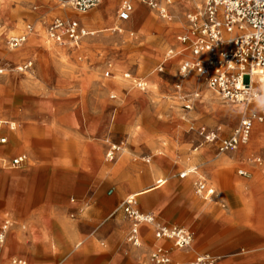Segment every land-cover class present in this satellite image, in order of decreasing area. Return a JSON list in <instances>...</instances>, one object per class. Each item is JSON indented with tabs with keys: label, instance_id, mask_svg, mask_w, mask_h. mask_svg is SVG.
I'll return each instance as SVG.
<instances>
[{
	"label": "rangeland",
	"instance_id": "1",
	"mask_svg": "<svg viewBox=\"0 0 264 264\" xmlns=\"http://www.w3.org/2000/svg\"><path fill=\"white\" fill-rule=\"evenodd\" d=\"M67 2L68 0H0V63L7 67H16L29 60L33 64L32 70L25 74L10 70L0 76V123H15L17 134L28 126L56 123V127L51 128L52 131L44 132L41 136L42 140L49 143L48 151L32 159L30 154H6L13 143L8 137L9 126L0 127V137L7 139L4 145L5 155L2 157L13 160L26 158L21 168L8 173L0 164V173L5 172L16 179L15 187L0 185V210H5L4 199L17 193V210L22 213L23 205L20 203L24 198L23 188L28 186L35 189L27 198L31 201L29 208L32 212L29 213L33 215L35 207L42 205L49 195L47 185L50 178L48 179L46 173L60 160L56 162L59 163L58 172H63L64 169L75 171V174L64 180L63 185L75 191L80 188L85 190L82 194L76 193L74 197L71 194L68 199V205L71 207L67 208V213L62 219L66 222L79 221L78 232L93 235L101 246V254L107 252L110 246L116 250L124 247L133 251L150 249L152 254L155 250L153 246L162 242L155 239V227L152 226V232L140 247L127 243L130 228L128 231L126 222L131 221L124 212L123 203L133 194H137L133 196L136 197L137 209L140 212H152L162 224L185 226L195 238L193 227L186 221L189 215L184 217L183 210L171 206L154 208L149 193L158 187L167 191L175 189L176 185L186 184L192 189V194L201 203L209 205L212 211L230 210L239 205L234 197L236 182L237 186H243L245 183L254 182V173L261 175V168L250 171L247 165L256 157L264 158V144L253 145L257 138L264 136V132L255 136V128L264 130V124L254 127L247 145L243 144L237 151L230 152V155L236 153V157L245 153L241 157L245 164L234 167H216L218 162H212L216 145L206 144L195 132L190 131L192 125L196 128L204 126L220 129L223 131L222 138L227 139L240 127L246 113L244 105L225 102L210 92L199 75L188 74L184 80L180 78V65L186 60L184 56H187L188 60L190 58L188 54H184L185 49L180 47L178 38L188 32L187 16L196 13L197 8L204 7V1L199 0L201 7H197L193 0H172V4L177 5L178 9L172 4L167 6L168 15L171 17L169 21L159 12H156L158 15L154 14V10L136 0L132 20L122 32L124 34L120 35L116 32L117 28L112 29L116 33L109 31L115 14L117 19V5L114 0L110 8H107L108 0H104L97 8L84 15L74 11ZM62 7L67 10L66 13L58 12ZM55 19L76 21L82 28L91 32L90 37L81 41L80 51L66 44L64 48H59L67 51L66 56L60 57L50 53L48 47L55 45L48 37V27ZM92 19L98 24L91 23ZM101 20L102 22H99ZM180 20L182 23H179ZM143 24L146 26L145 31L142 30ZM168 24L174 28L161 31L171 37L167 44H163L158 40L160 32H157L156 27ZM28 26L31 27V33L27 34L26 42L15 49V53L10 54L9 51L12 50L9 49L8 41L12 37L23 35ZM30 34H33L32 40L28 38ZM44 36L48 37L49 41ZM85 43H89L88 47ZM54 48L58 50V47ZM172 50L176 54L174 57L169 55ZM182 54L184 56L179 57ZM162 63L166 64L163 74L157 71V67ZM170 63H174L175 67L170 69ZM121 66L125 71L117 72L116 68ZM106 72L111 73L110 77H105ZM124 75H130L132 79H126ZM151 77L155 78L156 87L149 83ZM133 78L143 79L145 90L139 89ZM118 81L125 82L122 91L119 90ZM179 84L182 90L177 92L176 86ZM207 92L212 93L214 97L211 99L227 110L215 109L216 107L211 105V99L207 98ZM193 94H199V99L189 111L184 108L183 99ZM262 107L264 98L261 104L254 107L259 109H249L248 113L258 115L262 112ZM95 109L99 111H94ZM88 130H95V133L88 136ZM39 135L37 134L35 141H41ZM23 136L27 140L30 138L26 130ZM89 137L105 142L103 156L101 159L91 160V165L96 170L103 165L113 169L109 185L99 180L94 181L87 170H77L82 159L81 144ZM111 145L119 146L120 150L113 161H108L106 155ZM196 148L198 151L194 152ZM159 157H164L165 162L153 169ZM122 161L125 164L119 170ZM36 163H42V169L39 170L41 175L36 177L34 183L35 178H27V174L30 166ZM191 166L201 167L200 170L204 173L201 174V171L196 169L199 177L181 180L184 169ZM153 170L156 171L155 174ZM240 170L248 172L245 178L247 180L240 178ZM157 181V184L161 185L158 186ZM201 181L215 191L212 198L205 200L203 195L197 193V185ZM261 181V186L264 187V179ZM55 185H59V181ZM120 185L125 187L122 194L118 192L121 191ZM65 193L61 191L52 195L50 203L56 209L63 207ZM79 205L84 207V212L78 210ZM145 209L150 212H145ZM0 219L9 220L11 227H15L13 217L3 214ZM57 221V218H53L52 223H49V232L53 234V238L58 232ZM123 224L125 228L122 229L120 225ZM118 227L122 229L123 239L119 236L114 240L113 233ZM80 244L76 245L80 246L78 257L73 254L59 255L51 257L52 263L61 264L67 259H73L79 260L80 264H104L103 256L97 254L94 259L85 256L84 245ZM191 250H196L194 242ZM15 257L24 258L21 254H14L4 264H8ZM194 257L195 253L187 263Z\"/></svg>",
	"mask_w": 264,
	"mask_h": 264
},
{
	"label": "crops",
	"instance_id": "2",
	"mask_svg": "<svg viewBox=\"0 0 264 264\" xmlns=\"http://www.w3.org/2000/svg\"><path fill=\"white\" fill-rule=\"evenodd\" d=\"M131 1L134 6V11L131 16V20H132V17L135 13L136 0H131ZM103 2L104 0H102V3ZM114 3H116L117 5L116 13L118 15L122 0H116V2L114 0ZM115 16L113 17L109 28V31L111 33L114 32L112 31V29L115 28V25L117 23V19L115 18ZM131 20L127 23H123V25L121 26L122 28L121 31L119 32L116 31L118 35L124 34L122 32L125 31V28H127V25L130 24ZM99 22H102V20ZM91 23L98 24V22L93 21V19ZM142 30L143 31L146 30V26L144 24L142 26ZM32 36L33 34H30L28 38L32 40L33 39L31 38ZM81 44H79L78 46H72V48L80 51ZM180 47L185 49V47L182 46L181 44ZM184 54H188L190 56V54L186 51L184 52ZM181 56L184 55L183 54L179 55V57ZM189 56L188 58H190L189 60H191V56L190 57ZM184 57H186L185 58L186 60L184 61H187L188 60L187 56ZM27 62L30 61L28 60L24 63ZM169 67L170 69H172L175 67V64L170 63ZM193 74L198 75L197 73L194 72L190 73V75ZM135 79L133 78V80ZM137 80L143 81V79H137ZM114 99H116V97H114ZM261 102L262 99L253 103L250 106V109L254 108L255 105L261 104ZM254 109H259V108H254ZM262 109L264 110V107H262ZM94 111H99V109H95ZM103 116L104 115H101V117ZM49 124L50 125H45V126L44 125L43 126L36 125L35 127L31 126V128L33 129L31 133L32 135H30L29 140H27L23 136V132L27 127H25L20 134H17L16 131L17 127L15 123L13 122L0 123V127L14 125L15 130L13 131L14 132L16 131L14 133L13 131L10 130L9 127L10 131L8 132V137L11 138L13 145L6 151V154H10V155L30 154L31 159L37 157L38 155H43L44 152L48 151L49 143L47 140L45 141L42 140L41 136L42 134H44V132L52 131L51 128L56 127L55 122L53 123L51 122ZM257 125H262V124L256 123L255 126ZM208 129H212V128H208ZM216 130L219 131V136L221 139H226V138H222L221 134L223 131H221L220 129H216ZM93 133H95V130L94 131L88 130L87 132L88 136ZM104 133L105 132L103 131V134ZM37 134H40L38 137H40L41 141H35ZM0 138H5V137H0ZM198 138L202 139L199 136ZM92 140L93 139L90 137L89 139L83 140L84 143L81 144L82 159L78 163L79 166L77 167L78 168L77 170H87L89 175L92 176V179L94 181L99 180L104 182V184L106 182V184L109 185L111 182L113 169L110 170L109 168L103 165V167L96 170L91 165V160L101 159V157L103 156L105 142L103 140L102 141H95V140L92 141ZM262 143L264 144V136L260 137L259 139L257 138L254 141L253 145L255 146ZM4 145H0V164L2 166V169L8 173V171H13L21 168L24 165V163L22 166L13 169L5 166L4 163H9L13 159H7L2 157V155H5ZM197 151L198 148L194 150V152ZM244 154H241L238 157H236V153L230 155V152L225 154H219L217 147L216 152L213 153L212 162H218L216 167H222V166L234 167L236 165L245 164L241 160V157H243ZM256 159H261V164H257L255 162ZM56 162H60V160ZM56 162L53 164L51 168L48 169L46 173L48 179L50 178L49 184L47 185V190L49 191V195H47V200L42 205L35 207L36 209L33 215L29 213L32 212L29 208L30 206L29 203L31 201L27 199L32 195L31 194L32 191H35V189H33L32 187L29 188L28 186H26L25 189L23 188L24 192L22 195L24 198L21 199L22 201L20 203V205H23L22 213H19L17 210V204L19 203V201L16 199L17 193L15 195L14 194H12L11 196L9 195L6 200L4 199L5 210L3 211L0 210V216L5 214L13 217L15 220V227H13L12 225L7 237V242L4 245H0V264H4L7 261V259L14 254H21L24 258L15 257L13 259L26 260L29 264H54V262L52 263L51 261V257H56L59 255L72 256V254L73 256L78 257L80 255L79 254L80 246L78 247L76 246L78 243H81L80 245L82 244L84 245L83 250L85 251V256L86 255L89 256V259H94L97 254L100 257L103 256L104 264H154L151 260V253L149 251L150 249L133 251L128 247H124V248H120L119 250H116L109 244L110 248L108 249V251L105 252L104 254H101L100 253L101 246H99V243L96 241V238L93 235H89V234L83 235L82 233L78 232L79 221L66 222L62 219L63 216L67 213V208L71 207V205H68V199L70 198L71 194L74 197L76 193L82 194L83 191L85 190L80 188L75 191L70 189L68 186L63 185L64 180L69 176L73 175V173L75 174V171H73L72 169H64L62 170L63 172H58L57 164L59 163ZM164 162H165V158L159 157L153 169H156V167H160L161 165L164 164ZM36 164L30 166L27 174V178L31 176L35 178L33 180L34 183L36 181V177L38 175H41L40 174L41 171L39 172V170L42 169V165H41L42 163H38L37 165ZM247 167L250 171H257L256 170L257 168H261L262 169L260 171L261 175L259 176V178H257L258 175L254 173L255 174L254 182L250 184L245 183L243 186H239V185L237 186V182H236L234 197L236 198L237 203H239V205L238 207H235L230 210L222 209V210L212 211V208L209 207V205L205 203H201L200 200L192 194V189L188 188L186 184L176 185L174 187L175 189L172 190L168 189L167 191H162L160 190L161 187H158L155 190L151 191V193L149 194L151 201L154 203V208L159 209L164 206L166 207L171 206L174 209L183 210L182 214L184 217L189 215L187 216L186 221L189 225L193 227V231L195 232L194 247L196 250H191L192 247L189 250H178L173 246V243H171L170 241H162L161 243L159 242L153 246V249L154 248L156 249V247L158 246L164 247L168 251L169 257L172 261L171 264H188L187 261L192 258L194 253H195V257L189 264H191L198 256H204V255L213 257L216 260V264H264V187L261 186L262 185L261 180L264 179V158L263 157L254 158L253 162L251 161V164H248ZM189 168H194L197 170L199 169V171H201V174L204 173L203 170H200L201 167L191 166ZM187 169H184V171ZM154 171L155 170L152 171L153 174L156 173V171L155 172ZM5 172L0 173V185L5 186L4 184H7L10 187L12 186L15 187L16 179H13V177H10ZM251 174L254 175L252 172ZM239 175L241 179L247 180L245 178L248 176V172L245 170H240ZM187 178H183L181 180H185ZM27 181L29 182V180ZM57 181H59V185H55ZM158 181L156 182V184L158 183ZM159 185H161V183H159ZM119 189L121 191L118 192L122 194L125 190V187H122L120 185ZM61 191L66 192L64 194L65 203L62 208L58 207L57 210L55 206L52 205V203H50V199L55 192L60 193ZM133 195H137V194H133ZM254 205H255V210H254ZM74 206L76 207L77 205ZM136 207H137V200H136ZM78 210L80 212H84V207L82 205H79ZM145 212H150V211L145 209ZM20 214L23 216V219H21ZM151 214L153 215L152 212ZM53 218H57L58 220L57 221L58 232H56L55 235L56 239L53 238L52 236L53 234L49 232V223H52ZM7 221L9 220L0 219V230ZM126 223H127L126 226H128V231H129V228L131 227V223L128 221ZM157 224L166 227L179 226L185 228V226L182 225L162 224L158 222V220H157ZM92 226H94L93 223ZM120 226H121L120 228L122 229L123 227L125 228V224ZM122 229H119L118 227V229L114 230L116 232L113 233L114 238L112 239L117 240L119 236H122L121 235ZM151 232H152V226L150 225L141 226L140 235L142 242L148 239V236L150 235ZM153 232L155 234L154 229ZM120 238L123 239V236ZM61 264H80V262L79 260L74 261L73 259H67L65 262Z\"/></svg>",
	"mask_w": 264,
	"mask_h": 264
},
{
	"label": "built area",
	"instance_id": "3",
	"mask_svg": "<svg viewBox=\"0 0 264 264\" xmlns=\"http://www.w3.org/2000/svg\"><path fill=\"white\" fill-rule=\"evenodd\" d=\"M142 4L151 10L160 13L168 12L167 6L172 0H140ZM204 7L194 14L187 16L188 32L178 38V42L185 47V51L191 56V60L184 61L180 65V78L194 72L197 73L208 88L218 95L223 101L245 106V117L241 125L233 135L227 139H221L219 131L206 127H190L208 145H217L219 154L237 151L239 147L249 141L251 132L256 123L264 124V110L260 114L250 115V106L264 98V0H203ZM102 0H68L67 4L79 13L86 14L97 8ZM165 4V6H163ZM134 6L131 0H122L117 15L115 28L121 31V24L131 20ZM31 33L28 26L23 35L12 37L8 41L10 50H15L26 42L27 34ZM86 29L73 20L55 19L48 27L50 40L66 45L78 46L81 41L89 37ZM170 57L176 54L169 52ZM166 64L162 63L158 73L165 72ZM32 62L24 63L16 67H7L0 63V75L12 70L24 74L32 69ZM105 77H110L106 72ZM131 79L130 75H125ZM139 89L145 90L142 80H134ZM177 92L182 90L179 84ZM199 99V94H193L184 98V108L191 111ZM250 115V116H248ZM7 143L5 138H0V145ZM124 144L122 143L121 146ZM120 147L111 145L107 152V160L113 161ZM25 157H20L4 163L8 168H17L23 165ZM261 164V159H256ZM184 178V175H181ZM197 193L205 199L212 198L215 191L210 189L204 181L197 185ZM124 212L131 221L127 243L140 247L142 239L139 232V224H147L155 227V239L157 241H170L178 250H189L194 242L193 233L184 227H166L157 224L156 217L152 214L140 212L136 207L134 197L127 198L123 203ZM11 224L5 222L0 230V245H4ZM154 264H171L168 251L161 246L151 254ZM9 264H29L22 259H12ZM191 264H216V260L208 255L198 256Z\"/></svg>",
	"mask_w": 264,
	"mask_h": 264
},
{
	"label": "bare ground",
	"instance_id": "4",
	"mask_svg": "<svg viewBox=\"0 0 264 264\" xmlns=\"http://www.w3.org/2000/svg\"><path fill=\"white\" fill-rule=\"evenodd\" d=\"M194 1V3H195V5L197 6V7H201V5L199 4V0H193ZM178 3V2H177ZM113 4V2H112V0H108V3H107V8H110L111 7V5ZM172 4V3H171ZM172 6L175 8V9H178V7H177V5H174V4H172ZM202 8H203V6H202ZM202 8H197V9H202ZM66 9L64 10V8L62 7V8H60V10L58 9V12H60V13H66ZM156 12H158V11H154V14H156V15H158ZM160 13V12H159ZM160 15L164 18V19H167V20H171V17H169V15H168V12H166V13H160ZM179 23H182V20H180V22ZM157 28V32H160V35H159V37H158V40L161 42V43H163V44H167L169 41H170V38L171 37H169V35L166 33V32H161V31H163V30H166V29H173L174 28V26H172V25H170V24H168V26H165V25H162V27H156ZM87 32H88V34L87 35H89V37L91 36V32L90 31H88V30H86ZM46 34V33H45ZM47 36V35H46ZM46 36H44L45 37V39H47L48 40V37H46ZM49 41V40H48ZM50 41H52V40H50ZM87 41V40H86ZM85 41V42H86ZM93 41V40H92ZM54 41H52L51 43L52 44H54V45H57L56 47H58V46H60V47H58V50H57V48H54V47H51V46H49L48 48H50V53L51 54H54L55 56H60V57H64V56H66V54H67V51H64V49H59V48H61V47H63L64 48V46L65 45H62V44H58V43H56V42H54ZM89 42V41H88ZM91 44V43H90ZM88 45H89V43H85V46H87L88 47ZM16 51V50H15ZM15 51L13 50V51H9V53L10 54H13V53H15ZM172 59V58H171ZM168 61V60H167ZM116 71L117 72H123V71H125V69H123L122 68V66L121 67H118V68H116ZM123 77V76H122ZM124 77H125V75H124ZM155 78L154 77H151L150 79H149V83L151 82V85H153V86H155L156 87V82H155V80H154ZM118 86H120L119 88V90L120 91H122L123 90V88H124V81H118ZM146 85V84H145ZM107 86H109V85H107ZM210 90V89H209ZM210 92H212L211 90H210ZM210 92H207V98H209V99H211V98H213L214 96H213V94L212 93H210ZM208 99V100H209ZM211 101V105L215 108V109H219V108H221L222 109V111H225V110H227V109H225V108H223V107H221L217 102H215L214 100H210ZM242 105V104H241ZM10 127V130L11 131H13V130H15V127H14V125H10L9 126ZM26 131H27V134H29V136L30 135H32L31 133H32V131H33V129L31 128V126H28L26 129H25ZM264 132V130L262 129V128H255V136H258V135H260V134H262ZM246 145H247V143H246ZM243 146V145H242ZM123 164H125V162H123L122 161V164H121V167H119V170L123 167ZM262 170V169H261ZM193 174V175H192ZM181 175H184V178H195V177H199L200 176V174L196 171V169H193V168H188L186 171H184V173L183 174H181ZM259 176L260 175H258V178H259ZM181 177V176H180ZM183 179V178H182ZM160 182V181H159ZM122 187L124 186V185H121ZM130 197H134L135 198V196H130ZM129 198V197H128ZM142 225H147V224H144V223H142V224H139L138 225V227H139V232H140V228H141V226Z\"/></svg>",
	"mask_w": 264,
	"mask_h": 264
}]
</instances>
